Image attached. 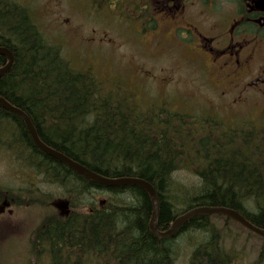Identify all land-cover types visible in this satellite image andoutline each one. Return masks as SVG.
Instances as JSON below:
<instances>
[{
    "label": "trees",
    "instance_id": "16d2710c",
    "mask_svg": "<svg viewBox=\"0 0 264 264\" xmlns=\"http://www.w3.org/2000/svg\"><path fill=\"white\" fill-rule=\"evenodd\" d=\"M0 46L13 56L11 67L0 76V96L26 113L47 146L103 176L151 183L158 197L159 230L199 206L234 209L264 229V132L170 111L165 105L142 109L124 94L105 92L89 69L73 67L59 45L46 41L28 8L15 0H0ZM5 61L0 55V66ZM3 116L17 125L10 129L0 123V140L16 144L21 135L16 158L60 185L71 205L65 217L44 214L37 224L30 250L35 261L177 264L175 239L197 233L201 239L192 244L187 264H236L237 255L223 242L229 223L263 239L220 214L192 216L172 237L157 238L148 227L151 204L143 189L106 187L85 179L37 148L22 120L0 107ZM182 168L197 176L199 184L188 188L176 183L172 175ZM92 189L111 193L113 200L82 205V196ZM16 196V205L33 201L38 206L47 200ZM262 255L261 250L246 264H262Z\"/></svg>",
    "mask_w": 264,
    "mask_h": 264
},
{
    "label": "rangeland",
    "instance_id": "374dc122",
    "mask_svg": "<svg viewBox=\"0 0 264 264\" xmlns=\"http://www.w3.org/2000/svg\"><path fill=\"white\" fill-rule=\"evenodd\" d=\"M16 1L26 5L46 41L59 45L63 58L73 67L90 69L105 92L124 94L142 109L160 107L164 102L175 112L196 117L208 118L216 112L222 121L230 122L226 111L234 116H248L249 122L251 118H262L264 125V104L248 98L237 101L235 85L221 82L214 73L210 77L209 66L190 47L189 38L181 42L158 33L146 46L145 33L137 30L132 19H126V13L121 17L122 12L109 2L98 7L91 6L90 0ZM260 142L264 149V142ZM17 164L9 152L0 150V186L30 189L27 183L19 181ZM172 177L180 186L188 188L200 182L190 170L183 168ZM34 188L38 189L39 197L47 198L45 203L38 207L22 205L13 209L12 215L0 218V264H26L27 235L31 228L44 214L54 212L61 216L65 212L66 198L60 185L45 182L39 175ZM105 199L112 201L113 195L92 189L90 194L82 196L81 204L94 201L98 205ZM228 226L229 233L223 242L237 255L236 264L255 261L261 250L264 264L263 239L249 235L232 223ZM200 239L197 233H185L175 239L177 264H187L192 244ZM45 262L47 257L42 259Z\"/></svg>",
    "mask_w": 264,
    "mask_h": 264
},
{
    "label": "flooded vegetation",
    "instance_id": "af4514ba",
    "mask_svg": "<svg viewBox=\"0 0 264 264\" xmlns=\"http://www.w3.org/2000/svg\"><path fill=\"white\" fill-rule=\"evenodd\" d=\"M107 2L122 12L121 17L126 13V19H132L137 30L145 33L146 46L158 33L181 42L189 38L192 41L190 47L209 66L210 77L214 73L221 82L229 81L235 85L237 101L248 98L264 104V0H90V5L100 7ZM31 18L33 20L32 14ZM179 32L184 34L178 35ZM221 95L225 96V92L221 91ZM224 113L231 121L223 123L234 125L241 120L240 115ZM3 117L1 127L7 124L12 129L17 125L16 120ZM251 119L255 127L264 128L260 124L262 118ZM24 127L26 129L25 124ZM21 138V135L16 137V144L1 139L0 150L16 158L17 148H22ZM24 149L28 150V147L24 146ZM17 167L19 181L31 188L14 190L0 186V218L5 214L12 215L13 209L20 208L15 204L17 194H20V200L26 201L38 197V189L34 188L39 176L37 167L20 160ZM36 226L27 235L26 264L38 263L30 256Z\"/></svg>",
    "mask_w": 264,
    "mask_h": 264
},
{
    "label": "water",
    "instance_id": "95a60500",
    "mask_svg": "<svg viewBox=\"0 0 264 264\" xmlns=\"http://www.w3.org/2000/svg\"><path fill=\"white\" fill-rule=\"evenodd\" d=\"M0 55L4 56L6 62L3 66L0 67V76L3 75L8 69L11 67L12 64V54L10 50L4 46H0ZM0 107L3 109L20 116L26 126V129L35 144L42 152L47 154L48 156L60 161L61 163L67 165L70 169L74 172L79 174L80 176L88 179L89 181L96 183L98 185L107 186V187H115V186H127L133 185L138 186L143 189L149 196L150 204H151V215L148 222V227L150 232L157 238H167L173 236L181 227L182 225L192 216L195 215H210V214H222L230 219L238 222L246 229L250 230L251 232L261 236L264 238V229L259 228L245 219L242 215H240L236 210L227 208V207H220V206H199L188 209L184 211L182 214L177 216L170 226L166 230H159L158 229V220H159V203L158 197L154 187L148 181L138 178V177H106L99 173H96L86 166L80 164L77 161H74L67 157L66 155L62 154L61 152L53 149L50 146H47L43 143L32 122L30 121L29 117L18 107L11 105L8 101H6L3 97L0 96Z\"/></svg>",
    "mask_w": 264,
    "mask_h": 264
},
{
    "label": "bare ground",
    "instance_id": "6f19581e",
    "mask_svg": "<svg viewBox=\"0 0 264 264\" xmlns=\"http://www.w3.org/2000/svg\"><path fill=\"white\" fill-rule=\"evenodd\" d=\"M25 114H26V113H25ZM1 118H2V117H1ZM3 118H4V117H3ZM30 120H31V119H30ZM1 122H2V121H1ZM122 204H123V203H122ZM176 233H177V232H176ZM176 233H175V234H176ZM175 234H174V235H175ZM170 237H172V236H170ZM167 238H168V237H167Z\"/></svg>",
    "mask_w": 264,
    "mask_h": 264
}]
</instances>
